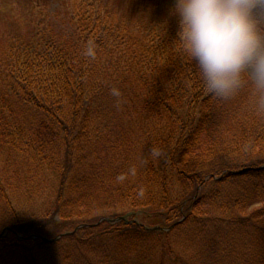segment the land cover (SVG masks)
<instances>
[{
  "label": "trees",
  "instance_id": "trees-1",
  "mask_svg": "<svg viewBox=\"0 0 264 264\" xmlns=\"http://www.w3.org/2000/svg\"><path fill=\"white\" fill-rule=\"evenodd\" d=\"M50 2L0 36V264H264V108L251 88L210 94L179 17L166 5L145 16L157 0L145 14Z\"/></svg>",
  "mask_w": 264,
  "mask_h": 264
},
{
  "label": "clouds",
  "instance_id": "clouds-1",
  "mask_svg": "<svg viewBox=\"0 0 264 264\" xmlns=\"http://www.w3.org/2000/svg\"><path fill=\"white\" fill-rule=\"evenodd\" d=\"M183 50L197 64L206 90L228 99L248 86L264 108V0H176ZM89 46L86 55L95 56ZM119 96L118 89H112ZM153 158L162 155L158 147Z\"/></svg>",
  "mask_w": 264,
  "mask_h": 264
},
{
  "label": "rangeland",
  "instance_id": "rangeland-1",
  "mask_svg": "<svg viewBox=\"0 0 264 264\" xmlns=\"http://www.w3.org/2000/svg\"><path fill=\"white\" fill-rule=\"evenodd\" d=\"M42 1H44V0H0V36L2 37L4 35H6L8 31H10L12 23H16V21H18L21 18L22 12L24 13L26 18L28 19L27 14L24 12V10L29 9L28 7H30V5H32L33 3H35V2L40 3ZM67 2H69V4H70V0H51V2L49 3V6H52V8L55 9L56 7H58V3L67 4ZM112 2H113V4L117 5V8L123 14H132V13H136V12L145 14L144 13L145 6H143L142 0H112ZM157 2L158 3H157L156 8L154 7L153 9H151L145 16L150 17V18L153 14L155 15V17L160 16L161 15L160 10H161L162 6H164V5H166V7H165L166 10H168V8H169L170 13H173L172 9L175 6L176 0H157ZM260 206H261V204H256V205L250 206L247 209L245 215L249 216L255 210H258L260 208ZM34 210L35 211L31 212V214H34L36 212V213H38L36 218H41V213H39L37 211V209H34ZM121 217H124V216H121ZM121 217H119V218H121ZM111 220H116V219H111ZM48 221H50V220H46V222H48ZM39 222H45V221H44V219H42ZM46 222H45V225H47V227H48L47 229H45L46 233H52L51 225H49ZM76 227L77 226L74 225L69 230H71V229L73 230ZM69 230H68V232L60 234V236H63V235L69 236L71 233H73ZM60 236H58V237H60ZM61 240L62 239H59L56 242H59Z\"/></svg>",
  "mask_w": 264,
  "mask_h": 264
},
{
  "label": "water",
  "instance_id": "water-1",
  "mask_svg": "<svg viewBox=\"0 0 264 264\" xmlns=\"http://www.w3.org/2000/svg\"><path fill=\"white\" fill-rule=\"evenodd\" d=\"M104 221H108V222H110V223H112V224H116V223H118V222H122V221H126L127 222V220H126V218H119V219H116V220H110V219H103L101 222H104ZM131 223H134V221L133 222H131ZM78 230V229H77ZM76 230V231H77ZM160 231V230H163V229H161V228H155V229H152V230H150V231ZM76 231L74 232V233H72V234H75L76 233ZM163 231H169V230H163ZM6 232H7V230H5L4 232H3V234L0 236V238L1 237H3L5 234H6ZM71 235V234H70ZM64 237V235L63 236H60V237H58V238H56L55 240H45L46 242H56V241H58L59 239H62ZM32 238H37V237H32Z\"/></svg>",
  "mask_w": 264,
  "mask_h": 264
}]
</instances>
